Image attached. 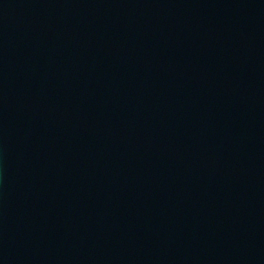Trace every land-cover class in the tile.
<instances>
[{
    "label": "water",
    "instance_id": "95a60500",
    "mask_svg": "<svg viewBox=\"0 0 264 264\" xmlns=\"http://www.w3.org/2000/svg\"><path fill=\"white\" fill-rule=\"evenodd\" d=\"M0 264H264V0H0Z\"/></svg>",
    "mask_w": 264,
    "mask_h": 264
}]
</instances>
